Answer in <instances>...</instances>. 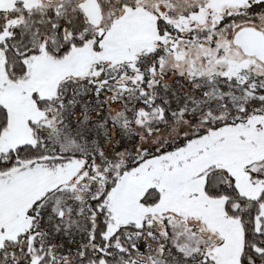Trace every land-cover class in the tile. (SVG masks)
I'll return each instance as SVG.
<instances>
[{
	"label": "snow or ice",
	"instance_id": "obj_1",
	"mask_svg": "<svg viewBox=\"0 0 264 264\" xmlns=\"http://www.w3.org/2000/svg\"><path fill=\"white\" fill-rule=\"evenodd\" d=\"M0 264H264V0H0Z\"/></svg>",
	"mask_w": 264,
	"mask_h": 264
}]
</instances>
